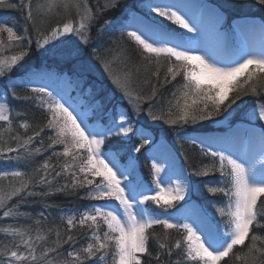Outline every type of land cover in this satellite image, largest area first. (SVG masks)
<instances>
[{
	"label": "snow or ice",
	"instance_id": "snow-or-ice-1",
	"mask_svg": "<svg viewBox=\"0 0 264 264\" xmlns=\"http://www.w3.org/2000/svg\"><path fill=\"white\" fill-rule=\"evenodd\" d=\"M257 3L264 6V0H257ZM116 6L117 0H104L102 6L97 3L95 7L89 5V0H28L27 3L20 0L18 4L0 0V8L18 9L21 12L26 10V25L22 30L15 24L0 22V78L19 67L30 54L32 37L29 35L28 23L36 32L37 49L54 47L52 41L69 35L88 45L91 26L100 15ZM58 9L68 13L69 17L74 10L77 21L74 23L69 18L62 27L58 24L48 34L40 31L36 26V17L60 15ZM154 11L159 17H165L185 31L145 24L137 31L127 33L149 54L145 57L149 63L155 57L157 69L152 76L157 78V84L152 85L150 95L142 96L134 90L130 70L116 72L110 61H102L117 90L128 99L135 117L143 114L151 121H162L186 129L189 125L195 127L204 121L221 123L227 120L235 111L233 105L242 96H264V25L259 29V43L247 39L238 44L225 41L217 48H209L201 46L198 22L187 16L181 5L157 6ZM110 23L105 21L98 31H105ZM13 49H16L14 54L5 55ZM161 57L168 61L162 81L159 80ZM177 77H180L182 83L171 93L172 99L167 101V107L155 111L159 89L176 81ZM149 82L145 81L146 84ZM22 83L27 85L33 81L28 79ZM14 85L15 81L8 75L6 87L13 89V97L35 101L47 111L48 118L46 124L30 136L22 137L16 132L11 137L15 147H0V158L29 165L36 155L53 149L52 156L64 157L65 162L53 165L49 162L52 157H49L34 169L38 175L35 184L31 177L25 179L22 171H0V179L8 176L20 179L19 187L0 186V209L6 208L3 218L17 221L30 218L31 213L20 211L21 206L30 207L26 204L29 199L37 195L46 197L54 192L76 194L78 190L86 189V198L103 203L90 205L80 214L79 219L75 215L67 217L68 232L78 226H86L90 231L88 238L91 242L75 251L61 250L65 244L72 247L77 244L72 235L61 240L60 232L57 231L53 246L43 247L38 253L37 249L41 247L39 242L47 241V236L40 229H37L34 239L30 226L0 227V233L13 239L11 246L0 247V264H108L109 256L112 258L111 264H153V261L155 264H229L231 258L242 261V264H264V235L260 234L264 232V103L253 104L244 114L249 124L253 125V137H249L248 149L243 153L229 150L218 138L185 132L184 139L193 144L199 143L202 155L211 161L203 170L196 171L195 175L219 173V179L215 181L217 186L208 187L207 191L225 199L216 207L220 220L207 215L193 218L185 214L184 222L180 223L173 222L172 216L161 218L164 213L145 206L148 201H152L167 209L174 206L173 202L184 200L185 187L180 181L174 187L164 189L160 187L161 180L156 178L154 183L158 191L155 195H145L140 191L139 183L126 178L130 167L119 163L124 149L111 144L107 149L104 148L106 140L113 136L123 138L150 135L144 128L134 127L129 122L127 109L105 120L103 107L99 103L91 110L85 109L63 93L54 95L46 84L32 87L30 92L34 95L21 97L14 91ZM145 103L147 109L142 113L141 106ZM10 113L5 92L0 97V122L6 127L0 130V140L4 133L14 131ZM217 116L221 120H214ZM257 122L258 133L255 132ZM19 127L28 130L29 124L24 122ZM45 128L54 133L49 137L51 143L48 149L34 147V141ZM256 136L258 144L254 139ZM40 143L43 144L42 139ZM148 143L149 140L144 138L134 151L139 152ZM214 145H219L216 150H213ZM55 146H62V151L56 152ZM9 153L16 155L9 156ZM57 167L59 170H56ZM152 168L155 176L159 177L161 167L154 163ZM61 177H65V182L55 188L54 185ZM37 185L42 189L40 193L33 190ZM14 198H19V202L8 207ZM51 207L44 205L45 209ZM35 223L39 224L40 221ZM156 225L162 226L166 233L168 230H176L181 233L182 239H177L174 245L161 242L152 231ZM17 238L19 242L15 243ZM150 239L158 243L159 251L155 255L149 250ZM173 249L182 250V259H171ZM162 256L167 259L162 260Z\"/></svg>",
	"mask_w": 264,
	"mask_h": 264
},
{
	"label": "trees",
	"instance_id": "trees-1",
	"mask_svg": "<svg viewBox=\"0 0 264 264\" xmlns=\"http://www.w3.org/2000/svg\"><path fill=\"white\" fill-rule=\"evenodd\" d=\"M12 3H19L20 0H9ZM202 3L211 4L219 9L220 13L224 16L226 24H231L232 20L239 17H255L260 19L264 23V6L257 3V0H201ZM97 4V0L95 1ZM98 3L102 6L104 0H98ZM157 0H117V6L105 11L102 15L97 18V21L91 26L90 33V43L87 49L97 48L99 54H104L103 52L113 51L114 56H120L122 59L124 71H131L133 74V87L134 90L138 91L140 95L147 96L151 94V89L153 84H157V78L152 76V73L156 71L157 65L155 63V57H152V63H149L145 57L149 54L143 51L142 47L136 44V42L127 35L128 32V22L132 18V15H140L142 17H154V21L158 22L167 30H175V26L169 24L165 19H161L158 14L154 13L152 4H156ZM61 13L60 15H50L46 17H36V26L40 31L45 34L50 33L51 29L56 25L62 23V18L66 14L62 9H58ZM26 15V10L21 12L18 9H7L0 8V22H7L9 25L15 24L18 29H23L26 25L24 16ZM69 17V15H68ZM159 17V18H158ZM105 21H110V26L107 27L105 31H98L101 25ZM29 29V35L32 37V45L30 54L25 57L22 61L24 63V69L16 72L6 74L4 78H0V97H3L5 92H7V103L11 109V117L13 121L12 133H4L3 139L0 140V147H15V141L11 139L12 136L19 132L22 137L30 136L35 131H39L41 127L46 124L48 113L43 109L38 103L32 100L16 99L12 95L13 89H7V76L10 75L15 81L14 91L21 97L34 95L30 92L32 87H39L45 84L39 85L36 83L35 79L37 77H42L43 79L50 80L51 78L62 79L64 78L67 83L71 86L69 90L58 89L55 90L51 85L46 84L48 90L56 93L68 94L71 100L81 105L85 109L91 110L95 107L97 103L102 105L103 112L105 113V120L108 117H116L118 111H124L127 109L128 120L134 127H142L147 132L154 135L156 141L166 142L171 148L176 152L182 165L188 173L189 181L191 184V196L199 203V205L208 213L210 217L214 220H220L219 214L216 212V207L224 202V197L219 194H211L207 191L208 187L217 186L215 181L219 179V173H212L208 176H197L196 171L203 170L205 165H208L211 161L209 158L204 157L200 151L201 146L198 144H193L190 141L184 139V134H208L215 133L216 131H225L226 129L236 126L239 122H247L245 119V112L250 109L253 104L264 103V96L257 98L253 95L242 96L241 100L237 101L236 105H233L232 116L228 118L227 127H219L217 123H212L210 121H204L200 125L195 127L189 125L186 129H181L177 126H170L162 121H151L146 119L144 115L135 117L133 115L132 107L123 102L122 99L114 98L111 96L105 88L102 86H97L92 80L83 81L80 76L76 74L71 65L67 64L64 66L56 67V70L48 68L49 65H43L42 52L37 49L36 32L30 23L27 24ZM19 34V31H18ZM6 39V34H5ZM16 49L8 51L14 54ZM161 63L159 66V80L164 79V75L167 71L168 61L161 57ZM47 68L50 71H47ZM32 79L33 83L23 84L22 81ZM145 81H150L145 83ZM182 83L180 77H177L176 81H172L170 84L165 85V87L160 88L158 95L156 97L157 108L155 111H160L167 107V101L172 99L171 93ZM136 85V86H135ZM58 98V97H57ZM47 99V98H45ZM239 105V107H237ZM142 113L146 111L147 104L141 106ZM231 111V110H230ZM214 120H221L220 116L214 117ZM27 122L29 124V129L25 130L20 128L21 123ZM6 125L0 122V130H2ZM177 133H180L178 136ZM54 133L49 131L47 128L41 132L40 137L36 138L34 141V147H42L43 149H48V145L51 143L49 137H52ZM145 137L139 135H130V137H120L113 136L110 140H106L104 148L107 149L111 144L113 147H122L124 150L121 152L119 158L125 157L126 152H130L133 160L138 164V170L142 178L150 185L156 186L154 183V170L151 166V147L148 144L144 145L139 152L134 151L135 147H139L142 140ZM43 140V144L40 140ZM54 150L56 152L62 151V146H55ZM53 149H48L46 152L36 155L32 159V163L29 164L28 169L25 173V179L31 177L33 183L35 184L38 179V175L34 172V169L39 167L45 160L52 157L49 161L53 165H60L65 162L64 157H54L52 156ZM9 156H15L16 153H9ZM70 160V158H68ZM56 170H59L57 167ZM97 178V182H98ZM65 182V177L58 179V182L54 185L55 188H59ZM35 192L40 193L42 191L40 186H36L33 189ZM154 190V188H153ZM47 191V189H43ZM152 193L149 195H155ZM163 196V195H162ZM12 204L10 206L17 204L19 198H14L10 201ZM102 201H93L86 198V189L78 190L76 194H65L62 192H54L51 195L42 197L40 195L29 199L26 204L31 205L21 206L20 211L31 213L30 218H20L18 221L14 220V226L23 225L25 227H31V233H36L37 229H40L46 236L47 241L39 242L41 247H38L37 251L42 250L43 247L53 246V241L56 239V232H60L61 240L66 239L67 235H72L76 240L77 244L72 247L67 244L63 246L62 251H75L80 248L85 247L89 242L88 238L90 235L89 229L85 227H77L71 232L66 230V220L69 215H75L77 219L82 212L86 211L88 207L92 204H101ZM174 206L171 208L164 209L160 205L155 204L152 201L147 202V206L152 210H174L177 206V202H173ZM52 205L51 208H44V205ZM163 204V200H161ZM43 212L44 215L41 216L40 213ZM40 221L36 224L35 221ZM182 223L181 221H179ZM48 229H52L51 232ZM106 230V227H105ZM153 232L157 234L161 242L169 245H174L177 239H182L181 233L176 230H168L167 233L162 226L156 225L152 229ZM102 234V233H101ZM264 235V232L260 233ZM2 238V239H1ZM0 247L8 245L9 239H5L0 236ZM18 239V238H17ZM22 249V248H21ZM149 250L155 255L159 251L158 243L155 239H150ZM174 255L171 257L172 260L182 259V250L177 251L173 249ZM66 258V257H65ZM111 256L108 257V264H111ZM147 259V258H145ZM167 257L162 256V260H166ZM155 264V261H153ZM229 264H242V261H237L234 258L229 259Z\"/></svg>",
	"mask_w": 264,
	"mask_h": 264
},
{
	"label": "rangeland",
	"instance_id": "rangeland-1",
	"mask_svg": "<svg viewBox=\"0 0 264 264\" xmlns=\"http://www.w3.org/2000/svg\"><path fill=\"white\" fill-rule=\"evenodd\" d=\"M95 1L96 0H89V5L95 7L96 5ZM25 2L27 3L28 0H25ZM168 4L181 5L183 7L184 12L187 13V16L192 17L194 20L198 22V27L200 28L199 40L201 41V46L206 45L209 48H217L225 41L228 42L229 44H238L240 41L246 39L255 40L256 43H259L260 40L259 29L261 25H264V23H262L259 19L252 17L237 19L234 23V26L238 32V34L235 33L237 39H235V41L232 39L231 42V38H233L231 36L233 35V33L229 27L226 28L224 26L225 23L224 17L220 13L219 9H217L215 6L211 4L202 3L201 0H157V3L152 4V6L153 9H155V7L157 6H164ZM154 13L156 12L154 11ZM69 18H71L74 23L77 21L78 18L74 10L71 13V17H68V15L66 17L65 15L62 18L63 21L61 23V27L62 24L66 22ZM160 18L165 19L169 24L175 26L176 31L179 32L185 31L183 29H180L178 25L173 24V22L168 21L165 17H160ZM145 24L159 25L160 27L164 28L158 22L154 21V17L146 18L140 15H132V18L128 22V30L137 31L139 28H142ZM90 33H91V29H90ZM190 35H194V34H190ZM51 44L55 46L54 47L46 46L45 49H39L43 54L42 57L44 60L42 64L44 66L49 65L48 68L52 70L54 69L56 70L58 64L59 66L60 65L64 66L69 64L72 66L74 72L76 71L75 73L80 76L81 80L86 81V80L94 79L92 81L93 83H95V85L102 86L103 88L108 90L111 96H113L114 98L122 99L123 102L129 104L128 99L123 96V93L117 90V86L112 82V79L105 71L104 63H102V61H110L111 67L113 68L114 71L123 72L124 71L123 64L122 61L120 60L122 59V57L120 56L115 57L113 51L103 52L104 54H99L97 48L92 47L89 50L87 49L88 45L82 44V42H80L77 37L72 35L66 37H59L58 41H52ZM93 49H96V51L94 52ZM5 55H12V52L10 53L6 52ZM97 56L100 57L99 60L96 59ZM48 68L47 71H50V69ZM15 69L16 72L23 70L24 63L21 62L20 66ZM35 81L39 85L49 84L55 90L58 89L69 90L71 87L64 78L56 80V78L53 77L50 80H47V79H43L42 77H37ZM65 95L69 97L68 94ZM228 123H229L228 119L223 120L221 123H217V126L227 127ZM252 128L253 125H250L248 121L239 122L234 128L232 129L229 128V130L227 131L217 132L216 134H198V135L203 137L218 138L221 142L224 143V146L227 147L229 150L243 153L248 149L249 137H253V132L251 131ZM255 132L256 133L259 132V122H257L255 125ZM147 133H149L150 135L145 136V138L149 140V144H150L153 138L150 132ZM254 139L258 144V136L254 137ZM218 146L219 145H214L213 150H216ZM150 158H151V166L155 163L159 165L162 169L161 172L159 173V177H156L154 173L155 178H159L161 180V184H160L161 188L168 189L169 187H174L177 181H180L181 184L185 187V198L184 200L179 201L178 206L174 209L176 210L175 212L171 210L156 209V212L164 213V216H162L161 218H167L168 216H172L174 217L173 222H177L179 220H182L184 222L183 216L185 214L190 215L193 218L204 215L210 217L209 215L210 213L205 212L204 209L200 207L199 203L191 196V184L189 181L188 173L185 170L184 166L182 165L176 152L171 148V146L168 143L160 142L155 146H151ZM257 159H259V157H257ZM119 163L126 167H130L129 173H126V178L128 180H133L134 182L139 183L141 185L140 191H142L143 194L149 195L152 193H156L158 191L156 186L155 187L152 186L150 188V185L142 178L138 170V164L135 160H133L132 156H130V152H126L125 157H123L122 159L119 158ZM28 167L29 166L25 165L23 162L9 161L0 158V171L19 170L26 173ZM19 183H20L19 178H13L11 176L0 179V186H4L5 188H10L12 186L19 187ZM161 195H164V193H162ZM10 204L12 203L9 202L8 207H11ZM145 206L148 207L147 205ZM4 210H6V208L0 209V227L13 225L14 222L13 219L3 218ZM31 235L35 239L36 233H31ZM0 236H3L5 239L6 238L9 239L8 246H11L13 244L12 237L7 236L3 233H0ZM18 242L19 240L17 239L15 243ZM21 251H24V249L22 248Z\"/></svg>",
	"mask_w": 264,
	"mask_h": 264
}]
</instances>
